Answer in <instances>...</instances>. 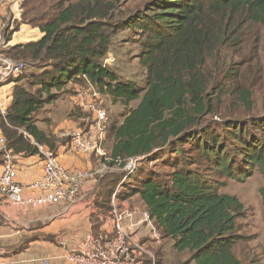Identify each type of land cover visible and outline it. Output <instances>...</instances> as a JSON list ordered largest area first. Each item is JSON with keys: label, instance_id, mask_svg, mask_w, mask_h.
<instances>
[{"label": "trees", "instance_id": "obj_1", "mask_svg": "<svg viewBox=\"0 0 264 264\" xmlns=\"http://www.w3.org/2000/svg\"><path fill=\"white\" fill-rule=\"evenodd\" d=\"M122 1H22L14 30L26 23L43 36L1 50L29 60L31 67L10 79L15 81L13 99L5 114L0 111L7 149L28 156L46 145L55 153L61 139L41 129L35 114L56 101L69 83L90 82L125 107L123 120L108 126L112 145L109 159L102 161L121 171L130 158L167 154L163 163L171 167L147 169L130 184L122 182L124 170L104 174L95 201L98 214L111 212L112 196L122 182L126 188L116 197L138 195L162 238H170L175 251L190 253L177 264H257L236 252L248 239L240 225L245 204L220 186L224 177L246 181L256 170L264 176V113L222 116L217 101L225 83L207 63L225 47H239L254 26L264 29V0H150L119 21ZM123 25L142 37L143 87L123 80L105 63ZM11 31L5 28L6 40ZM233 95L247 112L253 109L250 87L236 82ZM133 101L136 106H130ZM260 195L264 210V186ZM98 214L92 216L95 232Z\"/></svg>", "mask_w": 264, "mask_h": 264}, {"label": "rangeland", "instance_id": "obj_2", "mask_svg": "<svg viewBox=\"0 0 264 264\" xmlns=\"http://www.w3.org/2000/svg\"><path fill=\"white\" fill-rule=\"evenodd\" d=\"M149 1L123 0L116 12L117 20H125L129 15L143 9ZM7 26L6 22L3 30ZM15 26L16 23L14 22L12 30H14ZM141 40L142 37L138 32L133 30L132 27L123 25L117 35L112 38L110 54H108L107 59L111 60L109 64L110 68L118 73L123 80L134 81L137 85L143 87L145 85L146 70L140 64L138 57L141 51ZM21 60L26 63L23 73L30 72V61ZM207 66H209L212 73H215L217 79H223L225 83L223 88L224 94H221V97L217 101L222 116L223 114L231 116L234 113L251 115L264 113L263 28L254 26L246 40L243 41L242 39L239 47H225L218 56L209 60ZM231 68L234 71L233 73H229L231 72ZM217 73H220V75ZM236 82L247 85L253 92L254 106L250 112H247L243 106H239L238 102H236V98L233 95L234 84ZM59 96L57 102L49 104L44 110L38 111L35 116L39 118V123L43 127L56 131V133L50 131L51 134H54L58 139L67 140L69 143L71 136H63L61 135L62 132L73 128H85L96 116L98 108L106 112L108 126L114 121L120 122L123 120L125 114V107L120 101H113L111 96L101 93L90 82H83L77 85L70 84ZM137 103L138 101H133L130 106H136ZM219 117L220 115H216L213 118L219 121ZM111 145L112 138L108 137L107 134V139L104 143V151L107 154L110 151ZM189 145V143H186L184 146L189 147ZM88 155L95 157L97 160H101L102 158L96 154ZM166 155L163 154V157L158 155V158L153 160L141 159L137 170L129 175V177L131 176V178L128 177L130 181L126 178L122 182L126 184L135 182L136 178L134 179V176L143 177L147 169H154L159 172L169 171L171 167L163 163ZM101 163L103 165L104 162L102 161ZM116 170L117 172L120 171L119 169ZM126 175L127 171H125ZM221 182L220 191L238 196L246 207L245 217L240 220V225L241 233L248 239L237 246L236 252L245 262L256 260L257 264H264V210L260 195V188L264 186L263 174L256 170L246 181L224 177L221 179ZM119 187L122 188V190H119L121 192L126 188V185H122L121 183ZM134 199H138V197ZM135 202L137 201L135 200ZM159 234L161 238L158 243L159 248L153 251L159 264H177L190 256V253L187 251H175L173 241L170 238H162L160 231ZM147 264H150V262L147 261Z\"/></svg>", "mask_w": 264, "mask_h": 264}, {"label": "crops", "instance_id": "obj_3", "mask_svg": "<svg viewBox=\"0 0 264 264\" xmlns=\"http://www.w3.org/2000/svg\"><path fill=\"white\" fill-rule=\"evenodd\" d=\"M22 1L3 0L0 4V43L2 49L16 44L35 41L43 36L39 28H33L26 23H20L16 30H12L13 23L16 20H21ZM6 22L8 24L6 28L12 30L9 40H6L4 36L5 30H3V27ZM70 84L73 83H69L66 87ZM14 85L15 81L9 80L1 87L0 100L4 103L6 109L12 102ZM105 95L107 96L108 94ZM59 97L53 103L57 102ZM49 104H45L41 110H44ZM35 118L41 129L56 133L55 130L43 127L39 123L37 116ZM0 132L2 133L1 129ZM70 144L71 142L69 143L67 140L62 139L58 142L55 150V155L64 166L96 170L102 165V158L97 160L87 154L78 153ZM14 156L17 164V181L25 187L24 196L37 195L39 193L37 190L29 189L27 186L40 179L43 175L44 164L41 155L37 153L28 156L14 154ZM1 159L0 175L3 167ZM112 171L115 170H105L103 173L88 179L80 197L74 202H58L32 208L29 206H16L6 199L0 213V260H5L6 264H45L44 259H48L49 264H75L71 260L70 254L81 247L84 238L89 232H95L92 216L99 213L95 201L101 187L100 179L104 174ZM120 189L122 188L117 187L115 195L113 194L115 197L114 201L112 196V206L117 207L120 211L134 210V219L136 221L140 220L142 212L147 211L144 203L138 195L125 200L117 198L116 193ZM135 197H138V199H134ZM112 210L107 215L98 214L100 218L99 230H113ZM124 224L126 227H130L127 219ZM131 231L134 239L141 242L149 250L156 251L159 248V242L150 237L145 226L139 225L135 229L131 228Z\"/></svg>", "mask_w": 264, "mask_h": 264}, {"label": "built area", "instance_id": "obj_4", "mask_svg": "<svg viewBox=\"0 0 264 264\" xmlns=\"http://www.w3.org/2000/svg\"><path fill=\"white\" fill-rule=\"evenodd\" d=\"M2 2L3 0H0V4ZM1 47L0 43V90L4 83L18 76L26 67L25 61L3 55ZM105 63L109 65L111 60L106 59ZM0 111L2 114L6 112L4 103L1 100ZM107 126L106 112L98 108L96 116L85 128L69 129L62 132V135L71 136L70 142L76 152L87 155L96 154L109 159L108 154L104 151V143L108 134ZM38 148L44 164L43 175L27 187L37 190L39 193L26 197L23 194L25 187L17 181V164L14 153L11 149H7L6 137L0 132V152L3 153V167L0 175V213L6 199L16 206H29L32 208L58 202H74L80 197L88 179L103 173L105 170L120 169L117 165L112 167L106 165L105 162L96 170L87 171L81 168H69L64 166L55 153L46 145H38ZM143 158L145 156H137L126 162L122 169L127 171V175L124 176L123 180L137 170L138 164ZM114 199L113 196V201ZM112 214L113 230L89 232L81 247L70 254L71 260L75 264H147V261L150 264H159L155 253L135 240L131 231V228L135 229L139 225H143L148 229L150 237L159 242L161 239L159 230L149 213L143 211L141 219L136 221L134 210L120 211L114 206ZM126 219L129 221L130 227L125 226L124 221ZM142 256H146V258ZM43 261L45 264H49L48 259ZM6 263L5 260H0V264Z\"/></svg>", "mask_w": 264, "mask_h": 264}]
</instances>
